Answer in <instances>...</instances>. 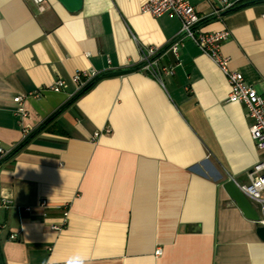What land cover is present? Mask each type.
<instances>
[{
    "label": "crops",
    "instance_id": "1",
    "mask_svg": "<svg viewBox=\"0 0 264 264\" xmlns=\"http://www.w3.org/2000/svg\"><path fill=\"white\" fill-rule=\"evenodd\" d=\"M147 1L70 13L0 0V146L12 150L0 161V264H264L258 224L223 186L264 160L252 120L193 41L166 50L182 22ZM191 1L203 31L231 32L230 67L264 93V1L228 0L248 4L226 14L223 0ZM148 46L164 48L159 78L141 69ZM84 71L98 79L80 96ZM65 211L67 227L50 228Z\"/></svg>",
    "mask_w": 264,
    "mask_h": 264
},
{
    "label": "built area",
    "instance_id": "2",
    "mask_svg": "<svg viewBox=\"0 0 264 264\" xmlns=\"http://www.w3.org/2000/svg\"><path fill=\"white\" fill-rule=\"evenodd\" d=\"M38 6L39 10L46 9V0H33ZM226 11L233 7L228 0H223ZM143 10L149 12L155 17L169 15L171 17L179 18L182 22V28L176 39L168 45L166 50H171L176 56L180 55V49L187 40L193 41L200 50L209 56L224 72L230 83V94L228 101L238 102L245 106L247 116L252 120L251 135L256 145L260 149H264V93L259 92L252 84L248 83L242 72L233 70L229 65V59L223 54V43L231 36L229 30L216 32H205L200 28L202 17L192 4L191 0H148L144 4ZM164 52V48L157 46H148L142 48L141 69L149 72L153 77L159 78V60ZM172 72L171 68H168ZM97 72H78L74 76L77 83L78 91H81L90 81L98 77ZM66 81L62 78L58 79L52 89L54 91H61L64 89ZM43 90L31 92L28 95L40 96ZM27 95H18L16 101L23 104ZM22 115H26L24 107L20 108ZM12 150H7L4 146H0V161L9 155ZM248 181L246 183H238L242 191L247 197L257 204L256 208L259 213H264V160L257 162L247 173ZM9 201L5 200V206L9 205ZM41 207L49 206L45 200L40 202ZM28 211H32L31 207H27ZM68 211H65L64 218L61 222L52 223L51 227L55 231H62L68 224ZM262 216V215H261ZM264 223V218L261 219ZM12 238L17 236L14 234ZM158 255L162 253L161 249L157 250ZM51 264V263H48Z\"/></svg>",
    "mask_w": 264,
    "mask_h": 264
},
{
    "label": "water",
    "instance_id": "3",
    "mask_svg": "<svg viewBox=\"0 0 264 264\" xmlns=\"http://www.w3.org/2000/svg\"><path fill=\"white\" fill-rule=\"evenodd\" d=\"M60 4L70 13H78L83 7L85 0H58ZM227 11V10H226ZM225 11V12H226ZM224 12V13H225ZM224 188L229 196L237 203V207L241 209L243 214L250 220L255 221L257 226V234L264 241V223L261 220L262 216L259 213L253 202L242 191L238 182L235 179H228L224 184Z\"/></svg>",
    "mask_w": 264,
    "mask_h": 264
},
{
    "label": "trees",
    "instance_id": "4",
    "mask_svg": "<svg viewBox=\"0 0 264 264\" xmlns=\"http://www.w3.org/2000/svg\"><path fill=\"white\" fill-rule=\"evenodd\" d=\"M259 2V1H264V0H255V2ZM248 3H243V4H240L239 6H233L232 8L228 9L226 13L230 12V11H233L234 9L238 8V7H242V6H245L247 5ZM97 79L98 77L94 78L92 81L89 82V84H87L80 92H79V95H83L84 93H86L87 91H89V89H91L95 83L97 82ZM29 140L27 139L24 143H22L20 146H18L17 150L18 151L19 149H21Z\"/></svg>",
    "mask_w": 264,
    "mask_h": 264
},
{
    "label": "rangeland",
    "instance_id": "5",
    "mask_svg": "<svg viewBox=\"0 0 264 264\" xmlns=\"http://www.w3.org/2000/svg\"><path fill=\"white\" fill-rule=\"evenodd\" d=\"M255 205L257 206V204H255ZM261 215H262V217L264 218V213H263V212H262V214H261Z\"/></svg>",
    "mask_w": 264,
    "mask_h": 264
}]
</instances>
